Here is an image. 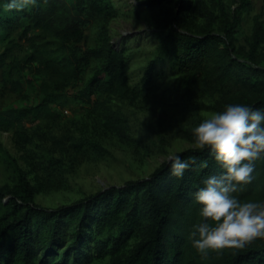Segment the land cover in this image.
Instances as JSON below:
<instances>
[{
	"label": "trees",
	"instance_id": "16d2710c",
	"mask_svg": "<svg viewBox=\"0 0 264 264\" xmlns=\"http://www.w3.org/2000/svg\"><path fill=\"white\" fill-rule=\"evenodd\" d=\"M115 16L111 0H37L21 11L0 7V44L17 28L23 37L36 33L43 39L23 58L35 76L38 101L11 115L0 113V129L13 130L29 167L0 144L14 173L11 184L0 186V264H88L96 258L108 264H264V237L243 248L209 249L206 257L192 246V226L203 219L192 193L206 176L223 171L207 149L175 153L191 164L182 177L172 176L165 160L146 177L108 185L70 204L47 208L34 201L40 190L65 188L67 175L82 163L102 160L108 145H130L128 119L113 101L141 102L159 120L172 121L176 117L157 105L264 107V56L255 58L259 23L244 57L232 41L235 22L226 19L217 31L193 33L179 29L177 13L166 15L152 29L159 54L138 86L127 81L122 41L116 47L110 36ZM164 55L176 77L159 88L157 63ZM69 103H79L83 116L66 125L61 116ZM178 128L179 136L191 134ZM234 195L264 200V156L255 161L251 182Z\"/></svg>",
	"mask_w": 264,
	"mask_h": 264
},
{
	"label": "rangeland",
	"instance_id": "374dc122",
	"mask_svg": "<svg viewBox=\"0 0 264 264\" xmlns=\"http://www.w3.org/2000/svg\"><path fill=\"white\" fill-rule=\"evenodd\" d=\"M111 1L116 9V16L110 21V36L116 47L122 41L121 47L128 56L124 71L130 85H141L147 63L159 54L160 40L152 34V29L161 25L163 17L174 13L179 17V29L193 33L202 29L217 31L226 19L235 22L232 41L236 50L244 57H248L252 37L259 23L261 30L255 46V58L260 61L264 56V0H163L160 4L142 8L138 7V3L146 0ZM88 35L90 38L93 36L92 29L88 31ZM42 41L36 33L23 37L17 28L8 40L0 44V54L3 53L0 62L1 114L11 115L19 108L34 105L38 101L35 76L31 67L24 65L23 58ZM157 67L162 71L160 75L163 78L155 79V84L162 88L176 74L170 68L166 55L162 62L157 63ZM67 92L72 94L74 91ZM210 101L206 99L202 102L209 105ZM112 103L114 108L126 114L132 138L130 145L121 146L118 142L108 145L102 160L82 163L75 173L68 174L65 188L38 191L34 196L36 203L55 208L73 203L108 185H119L129 179L148 176L170 155L195 148L192 127L215 111L203 105L191 108L173 103L156 104L158 109L169 111L177 119L172 121L162 114L163 119L159 120L151 111L144 109L141 102L136 105L118 101ZM56 110L59 112L61 108L56 106ZM62 114L63 123L68 125L71 118L83 116V107L79 103H69ZM29 124L27 121L26 125ZM177 125L191 134L177 135ZM0 144L21 167L29 169L26 152L16 141L12 129H0ZM13 179L12 167L0 151V186L11 184ZM88 264H108V259L96 258Z\"/></svg>",
	"mask_w": 264,
	"mask_h": 264
},
{
	"label": "clouds",
	"instance_id": "9594fccd",
	"mask_svg": "<svg viewBox=\"0 0 264 264\" xmlns=\"http://www.w3.org/2000/svg\"><path fill=\"white\" fill-rule=\"evenodd\" d=\"M37 0H0L6 10H25ZM197 149H207L223 169L209 174L192 193L202 220L194 223L189 238L201 256L208 250L243 248L264 237V200H241L234 193L251 182L255 161L264 156V107L227 103L191 129ZM172 176L182 177L191 164L179 154L167 158Z\"/></svg>",
	"mask_w": 264,
	"mask_h": 264
}]
</instances>
